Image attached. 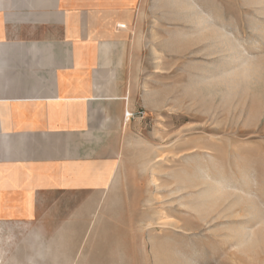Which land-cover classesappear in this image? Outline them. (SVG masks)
<instances>
[{"label": "rangeland", "instance_id": "1", "mask_svg": "<svg viewBox=\"0 0 264 264\" xmlns=\"http://www.w3.org/2000/svg\"><path fill=\"white\" fill-rule=\"evenodd\" d=\"M140 13L115 182L58 201L53 240L11 242L8 264H264V0Z\"/></svg>", "mask_w": 264, "mask_h": 264}, {"label": "crops", "instance_id": "2", "mask_svg": "<svg viewBox=\"0 0 264 264\" xmlns=\"http://www.w3.org/2000/svg\"><path fill=\"white\" fill-rule=\"evenodd\" d=\"M142 1L0 0V264L53 240L66 195L100 203L115 182Z\"/></svg>", "mask_w": 264, "mask_h": 264}]
</instances>
